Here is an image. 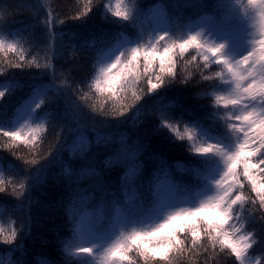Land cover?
<instances>
[{
	"label": "trees",
	"instance_id": "1",
	"mask_svg": "<svg viewBox=\"0 0 264 264\" xmlns=\"http://www.w3.org/2000/svg\"><path fill=\"white\" fill-rule=\"evenodd\" d=\"M127 2L135 19L119 23L106 16L104 6L107 0H92V11L84 20H75L73 17L84 9L86 0H0V24L3 25L0 39L6 44H18V53L0 51V84L21 85L0 99V113H6L0 116V123L8 126L16 109L30 95L31 86L53 83V74L54 83L66 92V96L60 95L53 100L45 98L36 119V123L44 125V131L35 145L17 142L9 147L8 138L0 134L1 178L6 188L5 192H0V227L4 229L0 234V255L5 256L3 264H23L25 260H31L32 264H77L81 258H69L63 243L72 237L67 212L72 205V198L65 169L79 171L89 161L93 166L104 168L108 195L104 197L90 192L91 199L84 206L86 211H93L102 201L111 202L113 194L115 198L121 199L123 193L119 190V183L125 169L118 165L104 167L102 161L113 154L122 137L131 146H142L136 158L141 165L142 175L151 178L163 161L172 180L184 189L183 195L192 197L195 191L206 185L204 168L192 150V143L187 139L175 138L163 128L161 113L181 131L199 123L208 135L216 137L224 130L230 115L223 108V102L217 105L215 100L223 91L222 81L215 75L221 71V66L208 62L206 67L201 53L189 49L183 58H176L175 78L166 79L164 87L148 93L147 80L142 79L137 86L122 93L114 105L106 94L97 93L93 87L99 74L97 65L101 53L114 47L122 36L129 39L140 36L141 43L147 44L153 32L151 10L158 5L166 15L170 36L176 41L186 37L189 24L205 16H209L213 24L223 20L231 25L237 21L231 25L232 33H240L244 29V20L248 19L245 15L246 7L242 6V0H231V4L225 7H216V0ZM232 6L239 7V15L232 16L227 12ZM49 14L55 20L54 31L57 33L56 54L51 59L50 67L36 68L34 64L24 68L11 67V63L17 62L18 54L24 55L26 61L42 65L48 62V29L44 21L49 18ZM241 16L244 19L238 21ZM14 33L20 35L14 36ZM193 56L196 60H192ZM152 79L155 82V75ZM133 91L141 95L139 102L132 96ZM48 96H53V93L50 91ZM134 103L136 106L125 116L113 118L114 107H126ZM69 105L75 107L74 113L68 111ZM69 128L83 131L93 145L97 134L110 137L111 140L94 158L90 153L88 160L71 156L67 147L57 155V150L61 148L58 136L66 138L67 143L71 144L79 135V131L69 133ZM50 152L52 155L48 156ZM32 160L38 163H26ZM42 165L46 166L43 180L39 183L29 180ZM241 180L245 184V195L256 199V193L251 191L248 181L243 177ZM20 183H25L26 187L28 183L35 186L25 191L23 196L14 195L13 184L19 190ZM80 183L87 187L89 180L85 177ZM244 209L241 211L242 219L236 220V223L242 232L251 234L253 242L248 253L256 258L255 264H264V210L259 208L258 200L255 205L251 202L245 204ZM25 217H31V228L27 236L23 235L20 228ZM138 224L129 225L126 231H131L132 226L137 227ZM12 229L18 233L16 241L12 245L3 244V237L9 235ZM139 264H143V261L140 260ZM155 264L163 262L157 257ZM172 264H239V261L229 249H222L219 244L213 248L205 239L204 248L177 257Z\"/></svg>",
	"mask_w": 264,
	"mask_h": 264
},
{
	"label": "snow or ice",
	"instance_id": "2",
	"mask_svg": "<svg viewBox=\"0 0 264 264\" xmlns=\"http://www.w3.org/2000/svg\"><path fill=\"white\" fill-rule=\"evenodd\" d=\"M91 4L92 0H86L84 9L73 19L84 20L92 11ZM230 4L231 0H216L215 6L225 7ZM247 5L253 9V14L246 9L245 15L249 18L253 15L259 17V35L253 36L245 25L246 48L239 55L225 51L226 41L232 38L231 25L238 22L233 21L229 25L223 20L209 25L206 32H193L179 41L172 40L166 29L163 34L153 38L154 42L150 41L148 44L141 43L140 36L135 39L121 37L114 47L101 53L99 62L102 66L93 87L97 93L106 94L107 99L115 105L122 93L137 86L142 79L147 80L148 93L157 92L165 86L166 79L175 78L176 58H183L189 49H195L201 53L206 67L208 62L221 66V71L215 75L221 79L223 91L215 100L217 105L223 102V108L230 115L224 130L212 138L199 123L181 131L161 113L163 128L175 138L187 139L192 143V150L203 165L205 180L210 172L215 171L217 163L220 166L215 178L207 181L211 188H204L201 196L205 198L198 205L181 198L184 189L172 180L163 161L151 178L142 175L141 165L136 159L142 146H131L123 137L117 142L118 147L113 154L102 161L104 167L118 165L125 169L119 183V190L123 193L121 199L115 198L113 194L111 202L102 201L93 211H86L84 206L91 199L90 192L104 197L108 195L104 168L93 166L91 161L79 171L66 168L69 194L72 198V205L67 209L72 237L63 243L69 258H81L77 264H139L140 260L143 264H155L157 257L163 264H172L175 258L204 248L205 239L213 248L219 244L222 249H229L239 264H246L247 253L253 242L251 234L242 232L241 228L230 221L241 220V211L245 210L244 205L249 202L255 205L258 200L259 208L264 210V0H247ZM105 8L106 12H111L113 17L121 21L135 19L133 10L128 9L124 0H116L115 9L110 4L105 5ZM44 24L48 29V62L42 65L35 61H26L24 55L18 54L17 62L11 63V67L24 68L33 64L36 68L50 67L51 59L56 54L57 39L54 31L55 20L51 14ZM2 28L3 25L0 24V30ZM13 35L19 36L20 33ZM5 50L18 53V44H6L0 39V51ZM192 60H196V57L193 56ZM52 80L51 84L31 86L30 95L16 109L14 124L35 121L46 97L53 100L60 95L66 96L64 89L54 83V74ZM20 86L12 83L0 84V99ZM50 91L53 96H48ZM139 91L142 92L143 89ZM132 96L136 102L142 99L137 91H133ZM135 106L134 103L126 107H114L113 118L125 116ZM68 111L74 113L75 107L69 105ZM4 115L6 113H0V116ZM25 127L28 128L27 132ZM43 131L42 123H35V126L25 123L11 129L0 123V134L8 138L9 147L17 142L35 145L41 139ZM74 131H79V135L71 144L67 143L66 138L58 136L61 148L57 150V155L67 147L74 156L88 160L90 153L94 158L111 140L110 137L97 134L93 145L83 131L68 129L69 133ZM202 137L207 139L202 140ZM198 141L201 142L198 144ZM51 155V152L48 153V156ZM26 163L36 164L38 161ZM45 167L42 165L29 180L41 182ZM85 177L89 180L87 187L80 183ZM241 177L248 181L251 191L256 193V199L245 195V184ZM4 185L5 181L0 178V192L6 191ZM34 186L33 183H28L27 187L25 183H20L17 190L13 184V194L23 196L25 191H30ZM189 203L190 207L183 206ZM247 211L250 212L251 209ZM136 223L151 226L146 230L126 231L129 225ZM20 228L23 235L27 236L31 228V217H25ZM3 232L4 229L0 227V234ZM17 235V231L12 229L9 235L3 237V244L12 245ZM0 264H3L2 259ZM23 264L32 262L25 260Z\"/></svg>",
	"mask_w": 264,
	"mask_h": 264
},
{
	"label": "rangeland",
	"instance_id": "3",
	"mask_svg": "<svg viewBox=\"0 0 264 264\" xmlns=\"http://www.w3.org/2000/svg\"><path fill=\"white\" fill-rule=\"evenodd\" d=\"M124 3L127 5L128 7V2L127 0H124ZM115 9V6H116V0H107V3L105 5H109ZM242 6L246 7L245 10L247 9L248 12L250 14H253V9L249 8L248 5H247V0H242ZM241 6V7H242ZM239 7H235V6H232V8L230 9H227V12L232 15V16H236V15H239L238 12H239ZM104 9H105V12H106V8L104 6ZM129 9V8H128ZM151 18H152V21H153V32L150 34L148 40H147V44L152 41L154 42L153 38L157 35H160V34H163V30H168L169 31V25H168V22L166 21L167 19H164L162 20L161 17H166L163 9L161 8L160 5H158L157 7H154L152 10H151ZM106 16L111 18V19H114L116 20L117 22L119 23H122L124 21H121L119 18L117 17H113L111 15V12H106ZM248 19H245L244 20V26L247 25V27L251 30V34L253 36H258L259 35V17L258 16H255L253 15L252 18H249V16H246ZM244 18L241 16L239 17L238 21H242ZM209 25H213L211 19L209 16H206L192 24H189L187 26V29H186V37L189 35V34H192L193 32H199L201 30H204L205 32L207 31V27ZM246 31V28L243 29L242 32L240 33H237V34H233L231 33V36L232 38H230L228 41H226V48H225V51L229 54H236V55H239V54H242L243 51L245 50L246 48V45H245V33ZM122 37H125V36H122ZM127 38V37H125ZM184 38V39H185ZM219 40V38H217ZM101 63L98 62V71L101 67ZM115 70V69H114ZM113 70V72H115ZM28 98V97H27ZM16 116V114H15ZM15 116L13 117L11 123L6 126L7 128L11 129L12 127H19L21 124H28V125H31V126H35V123L38 122V121H20L18 123H13L15 121ZM190 127H193V126H190ZM28 131V128L25 127V132ZM78 136V135H77ZM210 136V135H208ZM212 138H215V136H212ZM203 139H207V137H202V140ZM75 140V139H74ZM70 152V151H69ZM71 156L73 157H76L74 156L71 152H70ZM219 164L217 163L216 166H215V171L214 172H210L207 176V180H206V185H204V187H202L201 189L195 191L194 195L191 197L190 195H187V194H184L181 198L183 200H187V201H190V202H195L197 205L199 203V201L201 199H204L205 197L201 196V193L204 191V188L207 186L210 190L211 186L210 184L207 183L208 180H211V179H214L215 178V174L216 172L219 171ZM2 176V166L0 164V178ZM214 193H209V195H213ZM184 207H190L191 206V203L189 204H184L183 205ZM230 223L232 224H235L236 227H238L237 223H236V220H233V221H230ZM151 225H145V224H138V226H132V230L135 229V230H146L148 227H150ZM239 228V227H238ZM249 251V250H248ZM1 259V257H0ZM256 263V258L255 257H252L249 255V253H247V257H246V264H255ZM98 264V262H97Z\"/></svg>",
	"mask_w": 264,
	"mask_h": 264
}]
</instances>
